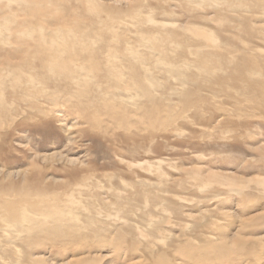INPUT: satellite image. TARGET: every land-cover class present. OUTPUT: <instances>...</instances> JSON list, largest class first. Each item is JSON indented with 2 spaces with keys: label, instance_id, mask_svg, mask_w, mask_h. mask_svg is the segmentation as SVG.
Returning <instances> with one entry per match:
<instances>
[{
  "label": "rangeland",
  "instance_id": "374dc122",
  "mask_svg": "<svg viewBox=\"0 0 264 264\" xmlns=\"http://www.w3.org/2000/svg\"><path fill=\"white\" fill-rule=\"evenodd\" d=\"M99 2L106 13L114 11L111 24L125 28L132 23L118 13H131L146 0ZM234 10L222 6L193 14L201 27L226 42L230 48L223 54L231 57L214 76H189L183 89L180 82L164 83L161 77L164 99L178 105L153 118L150 128L133 124L126 131L116 120L119 115L108 119L99 112L92 124L95 110L85 123L75 120L76 108H55L42 98L36 107L32 96L33 101L20 94L11 98L15 112L0 117V201H17L18 192L48 190L100 202L96 219L63 222L60 229L44 227L31 235L32 246H42L35 254L42 264H77L81 257L80 264H264V17L246 31H230L236 25ZM161 12L158 8L156 21L166 19ZM183 19L179 23L186 25ZM89 20L79 23L87 26ZM234 69L240 77L231 80ZM144 161L153 168L138 165Z\"/></svg>",
  "mask_w": 264,
  "mask_h": 264
},
{
  "label": "bare ground",
  "instance_id": "6f19581e",
  "mask_svg": "<svg viewBox=\"0 0 264 264\" xmlns=\"http://www.w3.org/2000/svg\"><path fill=\"white\" fill-rule=\"evenodd\" d=\"M158 1L164 4L155 7L146 0L142 7L131 13L123 15L118 13L123 11L116 10L132 23V28L129 25L122 28L111 24L115 13H106L99 0H0V117L9 116L17 108L11 98L20 94L32 96L33 105L45 99L53 107L67 105L76 108L73 115L77 121L88 123L87 113L95 110L89 118L92 124L99 121L93 119L99 112L100 116L106 113L108 119L119 115L116 120L126 131H130L133 124L150 128L153 118H159L165 111H172L174 104L178 105L164 99V83L180 82L183 89L188 85L189 76H214L231 57L228 53L223 54L230 48L226 42L222 43L215 31L197 23L198 17L193 16L196 11L234 7L236 25L230 27V31H246L251 22L258 21L256 18L264 17V0ZM175 7L182 8V13L186 9V13H175L176 10H171ZM158 8L165 15L163 21L154 19ZM198 15L200 20L209 21L204 13ZM87 16L93 19L87 26L79 23L85 22ZM183 17L182 22L186 25L179 23ZM146 25L151 27L145 30ZM124 32L129 34L127 38L126 34H119ZM230 76L234 80L240 77V73L234 69ZM161 77H166L167 81L163 83ZM216 83L219 85L218 78ZM174 91L173 96L179 98L180 91ZM189 94V91L185 94L184 102ZM29 105L31 103L26 104L28 108ZM261 105L264 110V98ZM36 107H40V102ZM61 109L55 112L59 113ZM138 165L153 168L147 161ZM31 171L39 179L40 170L34 166ZM31 179L34 180L31 176L29 182ZM260 182L264 186V179ZM37 191L18 192L17 201H0V230L3 234L0 236V264H42L44 260L35 256L42 246H32L31 235L44 227L60 229L63 222L75 224L83 218L96 219L94 214L100 216L96 212L100 202L88 203L81 198V193L75 196L73 192ZM26 195L30 197L25 199ZM113 217L120 218L118 214ZM42 232H46L45 229ZM80 259L77 264L82 262Z\"/></svg>",
  "mask_w": 264,
  "mask_h": 264
}]
</instances>
